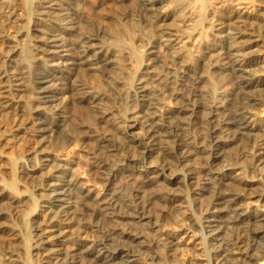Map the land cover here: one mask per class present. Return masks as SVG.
Listing matches in <instances>:
<instances>
[{
	"label": "bare ground",
	"instance_id": "1",
	"mask_svg": "<svg viewBox=\"0 0 264 264\" xmlns=\"http://www.w3.org/2000/svg\"><path fill=\"white\" fill-rule=\"evenodd\" d=\"M36 1L35 14L39 15L37 17L39 23L36 22L32 28L34 33L38 32L37 35H33L34 40L38 43L36 61L43 60L45 66L52 63V66L62 68H58L56 71L45 68L34 71L31 68L32 71L25 72L27 69L15 71L13 68L10 70L3 65L5 68L0 70V95L2 98L0 109L15 112L17 121L15 123L13 121L11 127L13 131L17 132L28 133L29 126L27 125L33 121H29L33 115L36 119L34 124L32 122L34 136L38 137L40 147L53 142L55 138L62 140V143L63 141L71 143L73 140L83 143L82 135L81 137L78 136L80 138H75L74 135L63 131L69 117L65 98L69 99L68 95L72 94L74 98L72 100L81 105L85 104L93 114L97 126L99 125L104 129L102 132L99 126L97 127L102 132L99 134L101 137L98 142L96 141L98 146L90 149L87 153L97 161L98 175L96 179L107 183L104 193L95 196L90 189L85 190L78 183L73 173H67L68 167L57 163L52 158L53 155L50 156L46 153L47 151H44L46 146L36 150L39 168L48 170V174L38 187L45 196L46 207L43 210L45 218L41 222L36 220L32 227V231H34L33 248L36 250L34 254L38 255L41 263L80 264L81 261L78 260L80 255L77 257V254L82 252L81 260L83 259V261L81 264L83 262L85 264H97L99 260L102 261V264H162L158 260L156 254L158 249L155 251L154 244H142L146 249L145 253H140L139 250L135 252L137 248L134 249L130 245L132 242L137 244L139 239L145 236L142 231H134L133 233L128 231L126 225L128 227V224L130 226L134 221L137 223L145 221L146 224L148 223L147 227L150 226L149 228L158 227L159 231L157 230V232L159 233L155 241H158L157 238L160 239L165 256L173 259L180 250V241L177 240V235L168 234L161 230L164 227L161 228L162 224L158 221L159 219L154 221L150 210L152 197L148 198L145 195V198L143 196L145 187L156 184L158 179L165 180L163 178L168 172L174 174V172L176 173L175 170H178L177 167L181 169V166L185 167L183 179H186L188 184H192L206 171L209 172L214 169L219 161L229 156V154L225 155V151L228 152L225 150L226 148L232 149L236 146V156H229L232 159L228 170L233 172L236 169H241L242 166H246L255 176V179H237V184L231 183L229 185L228 182H225V177L227 178L229 174L222 177L218 176L217 189L207 204L204 203L200 206L205 211L202 212L211 214L206 218V227L211 230L210 243L214 259L213 264H264V211L257 209L258 207L255 210L250 208L255 201L264 200V188L259 192L252 189V185L258 181L264 184V127L258 123H252L251 119L252 110L264 107V97H260L264 95V76L255 78L258 71L256 72L254 67L258 63V59L254 58L255 53L252 51V47L258 42L252 34L258 27V23L255 28L252 26L254 22H250V19L236 10L220 15L221 19L217 20L215 25V30L219 32V38L206 46L204 45L201 54L202 61L206 60L207 62L204 61V63H208L214 73L218 72V75L223 76L219 77L223 78L222 87L226 86L224 92H221L222 94L212 97L209 103L207 102L208 104H203L201 101L205 98L198 101L197 97L200 96V84L204 75L193 70L191 63L188 64L180 60L181 53L174 45L176 39L170 37H173L174 33L168 31L169 28L165 23L171 14L160 12L156 6L161 5L165 0H133V9L128 8L129 10L124 14L123 19H128L131 16L133 19L139 17L138 20L148 19L152 22V26L157 28L158 33H156L157 37L150 43L149 49L147 48L149 51H147V55L152 56L145 59L148 62L146 61L147 63L141 70L142 77L136 80L133 88L126 92L123 81L113 78V90L121 96L126 94L125 106L123 107L126 108V115L115 122V120L111 121V118L116 116L115 111L118 108H110L104 104L103 100L106 95L90 90L83 78L87 73L96 72L111 78L120 74L114 48L105 45V41L113 36L101 26L92 25L80 33L81 39L79 38L80 40L74 44V47L70 48L67 41L59 37L58 31L61 26H50L51 29H48L50 31L46 33L43 29L45 22H40L41 16L51 15L55 9H58L56 8L57 5L59 7L61 5L58 4L57 0ZM188 5L187 2H182L177 7L178 10L183 9L184 11ZM8 13L10 14V11ZM11 15L12 18L15 17L16 12ZM63 16L62 21H65L70 30L77 31L78 28L80 30L81 26L79 25L82 24L79 20L80 17ZM42 20L45 21L46 18ZM56 20L58 19L56 18ZM259 20L262 21L259 24H261V28L263 27L261 32L263 38H261L264 42V13L259 15ZM115 31L112 28L111 32L115 33ZM41 34L43 37H40ZM245 37L249 39L245 40ZM14 52V49H10V53H6V57L9 58ZM158 62L165 64L166 68L164 70L162 67L159 70V67L156 69ZM244 74H248L249 77L242 76ZM25 79L30 81L28 82L31 86L27 84V87H32L30 91L34 95V108L31 109L33 114L31 113L30 117L25 113V109L21 108L23 106L18 105L19 96L22 97L21 93L27 91V87H24V83H22L26 81ZM16 82H18L19 88L14 89L17 92L15 94L12 92L11 86ZM59 84H64V87H59ZM204 94L202 95L204 96ZM166 97L177 100L178 105L173 109H163L161 100L166 99ZM203 111L209 117L207 121L196 128L188 129L194 123L192 121L187 122L188 119L185 122L183 119L186 116L195 117ZM215 116H220V118L213 121ZM195 124L194 126H196ZM108 126L124 129L122 136L126 139L124 147L120 146L123 143H118V145L113 141L117 135H114L115 132L112 134L113 131L111 129L109 131ZM187 126L188 130L186 129ZM137 128L140 132H136ZM118 130L121 132V129ZM154 145L157 146L153 148ZM154 151L159 154L157 162L150 159ZM111 157L114 158L112 161L109 159ZM141 162L147 165L142 164L144 167L139 169L140 179L135 178L131 171L125 172L130 163L138 164ZM239 162H243L245 166H241ZM32 171L34 172L35 169ZM62 174L65 176L60 178ZM120 174L123 176L124 183L121 185L119 183V186L114 185L113 181ZM178 182H180L179 175L175 174L169 184H177ZM166 186L168 187V183ZM168 188L171 190V187ZM168 192L163 194V199L168 207L162 210V216L169 211L172 212L170 208L175 207L174 204L180 201L181 196L172 191V193ZM246 197L251 200L248 201V206L245 208L242 206V201ZM12 208L14 207L12 206ZM14 213L16 210L12 212V215ZM2 216L4 215L0 213V219ZM190 218L186 219L192 221ZM162 219H166V217H162ZM187 224L189 227L180 229L181 232L189 230L194 235V223ZM251 226L254 228L251 229ZM198 241L193 240L190 246L196 248L199 245ZM181 249L185 250V248ZM193 250H200V248ZM144 254L146 256H143ZM4 255L5 264H18L8 248L5 249ZM176 257L178 256L176 255Z\"/></svg>",
	"mask_w": 264,
	"mask_h": 264
},
{
	"label": "rangeland",
	"instance_id": "2",
	"mask_svg": "<svg viewBox=\"0 0 264 264\" xmlns=\"http://www.w3.org/2000/svg\"><path fill=\"white\" fill-rule=\"evenodd\" d=\"M68 1L57 0L58 4H60L61 6L59 7V5H57L56 8H58L59 10L55 9L51 15L55 16L58 20H56V18L53 16L52 18L51 15H45L41 17L42 19L46 18L47 22L46 20L44 21L42 19L40 20V22L42 23L45 22L43 23V25L45 24L43 29H45L46 33L50 31L48 29H51V27L61 26L58 31L59 37L67 41L68 47L70 48H73L74 44L81 39L80 33L84 32L85 29L92 27V25L101 26L102 28L110 32V34L113 37H110L111 39L105 41V45L114 48L113 51L117 55L116 61H117V66L119 65L118 67L120 74L119 75L117 74L116 77L112 76L111 78L108 76H103L100 73L96 72L92 74L87 73V75L85 74L83 78L87 86L90 88V90L95 92H102L106 95L105 99L103 100L104 104H106L110 108H114V109L118 108L115 111L116 116L111 118V121L115 120L116 122V120H119L120 117L126 115V110H125L126 108H123L125 106L126 94H124V96H121L120 94H118L113 90V85H112L113 78H116L121 82L123 81L124 89L126 90V92H129L133 88V85L135 84L136 80L139 77H142L141 70L143 69L144 65L148 62L145 59H147L149 56L150 57L152 56V55H147V53L149 52L148 49L150 43L154 40V38L157 37L156 35V33H158L157 28H154L152 26L153 24H151L152 22H150V20L148 19L138 20L139 17L133 19V16L128 17V19H123L124 14L129 9L130 10L133 9V0L132 1L131 0H121V1L120 0H71V1L68 0ZM182 2H187L189 5L187 8H184L185 9L184 11L183 9H181L182 11L181 12L180 10H178L177 5ZM36 4H37L36 0H0V67L2 66V68L0 69L1 71L2 69L5 68V66L6 68H10V70L13 68L15 71L16 70L25 71L27 69L25 72L30 70L32 71V69L34 71H40L43 70L44 68L47 70L56 71L58 68H62V67L52 66L51 65L52 63L48 64L49 66H45L44 64L45 61L43 60L36 61V57L38 54L36 46H38V43L36 42V40H34L33 35L34 34L37 35L38 32L34 33L32 31V28L34 27L35 23L36 22L39 23L37 19L39 15L35 14L36 13L35 10L37 9ZM156 6H158L157 8L159 9L160 12L171 14V17L168 18L167 21H165V23L167 24L166 25L167 28H169L168 31H171L170 33H174L173 34L174 36L173 37L170 36V37L176 39L174 45H176L175 47H177V49L181 53L180 60L183 62L185 61V63L187 62L188 64L191 63L193 70L195 71L197 70L199 71V73L204 75L203 81L200 84L201 85L200 96L197 97L198 101H201L203 98H205L201 102L203 104H206L207 102L209 103L212 97L219 96L224 92L223 90L225 89L226 85L222 87L223 78H220L223 76H220L221 74L218 75L219 74L218 72L214 73V71L208 66V63L206 64L207 62L206 60L202 61L201 53L207 44H210L214 40H218L219 32L215 30V25L218 22L217 20L221 19L220 15L227 14L231 10H236L240 13H243L248 19H250V22H254L252 23V26H255V28H256V24L258 23L257 25L258 27L256 28L255 32L253 31L252 33L254 35V38L257 39L258 41L252 47V51L253 53H255L254 58L258 59V63H256L257 67L256 66L254 67L255 71L256 72L258 71L256 74L257 76L255 78H260L261 76H264V42L262 39L263 36L261 35L263 27L261 28V24H259L260 22H262L261 20H259V15H261V13L262 14L264 13V0L263 1L261 0H202V1L201 0H165L161 5H156ZM8 11H10V14L8 13ZM11 11L16 12L15 17L13 18L11 15L13 12ZM176 12H178L180 17L181 16L182 17L180 18L178 14H176ZM55 14L57 15L59 14V15L57 16ZM61 15L62 16L64 15L63 17H69V16L76 18L80 17L79 20H81L82 23L79 25L81 26L80 30L79 28L77 31L70 30L67 24L65 23V21H62ZM204 15L206 16V18ZM112 28L113 31L116 30L115 33L111 32ZM41 36L42 34L40 35V37ZM245 38H244L245 40L249 39L248 37ZM10 49L11 50L14 49L15 52L9 57L10 58L9 59L8 56L6 57V55L10 53ZM204 61L206 62L204 63ZM34 63L35 64L37 63V65H34ZM156 64H157L156 69L159 67L158 70L161 69V67L162 70L166 68V65L161 62H158ZM242 76L249 77L248 74L247 75L244 74ZM26 81L28 82L29 80L27 79ZM26 81L22 82L24 83L23 84L24 87L25 86L27 87V84L28 85L30 84L29 83L30 81L28 83ZM17 84L18 82H16V84H12L11 86V90L13 89L12 92L13 93L15 92V94L17 93L15 90L17 89V87L19 88ZM63 85L64 84H59V87H64ZM29 86H31V84ZM28 88L30 87L26 88L27 91L24 92L25 94L21 93L22 97L19 96L20 101L18 102V105L23 106L21 108H24L25 113H27L28 116L30 117L32 113L31 109L34 108L33 107L34 95L32 94L33 92L30 91L32 87L29 90ZM204 93H206L207 95ZM202 94H204V96ZM68 96L69 99L65 98V102L68 107L69 117L67 123L65 124L66 126H64L65 128H63V131H65V133L72 134V136L74 135L75 138H80L82 135L83 138L81 139L82 140L84 139L83 143L82 141L80 142L78 140H76L77 142L76 141L74 142L73 140L71 143H65L64 141L62 143V140L60 141L57 138H55L56 141L53 139V142L51 141L52 143L49 142L43 145V147L46 146L44 148V151L45 152L47 151L46 153H48L50 156L53 155L52 158H54L57 163L59 164L61 163L64 166L68 167L69 171H67V173L70 174L73 173L74 178L77 179L78 183L85 190L90 189L93 195L100 196L104 193L105 189L107 188L106 187L107 183L105 184V182L103 181L101 182L100 180L96 179V176L98 175L97 161L94 159L92 155H90L87 152H89L90 149H93L98 146L97 142L101 137L99 136V134L102 133L104 129L98 125L99 128L102 130L101 132V130L97 128L98 126L96 124V121L94 120L93 114L91 113V111H89L88 107L85 104L81 105L76 101H73L74 98L72 94ZM260 97L262 98L264 97V95H261ZM167 98L168 97H166V99L163 98L161 100V105L163 103L162 105L163 109L164 108L173 109L176 105H178L177 100H172L170 98L168 99ZM0 100L2 101L1 95H0ZM162 108L160 107V109ZM261 108L262 109L259 108L257 110L255 109L254 111L252 110L253 114L251 115V119H252V123H258L261 127H264V107L262 106ZM0 110H1L0 111V213L4 215L0 219V264L6 263L5 260L6 256L4 255V251L6 248H8V250L12 252L13 258H15V260L18 261L17 262L18 264H42L38 255L34 254L36 253V250H34L33 248L34 231H32V227L35 225L36 220L41 222L45 218L43 213L44 212L43 210L46 207V203L44 200L45 196L44 194H42L43 191L38 189V187H40L45 176L48 174V170L39 168L36 160V158H38V155L36 157V150H40L41 148H43L39 146L38 137H36V135L34 136L33 124L34 121H36V119L34 118L33 115H31V117L33 118H29V121L33 120L32 121L33 124L30 121L31 123L27 125L29 126V130H28L29 134L23 133L22 131L17 132V131H13L12 130L13 128L11 127L13 121L14 123L17 121V119H15L16 118L15 112L14 111L9 112L8 110H3L2 108ZM205 114H206L205 111H203V113L199 112L195 117L186 116L187 118L185 117L183 119L185 122L187 121L186 119H188L187 122L192 121L194 124L199 123V124H195L196 126H194L193 124L189 126V128L187 126L186 129L187 128L190 129L191 127L196 128L199 125H203L205 121H207V119L209 118ZM219 118L220 116H215L213 118V121L215 120L217 121ZM108 128L109 131L110 129L111 131H113L112 134L115 132L114 135H117L113 138V141H115L117 144L123 143L120 146L124 147L126 144V139L122 137L124 133V129L121 127L116 128L114 126H108ZM116 129L117 130L121 129V132L120 130L116 132L117 131ZM136 132H140L139 128L136 129ZM14 134H19V135L14 136ZM82 144L84 145L82 146ZM156 146L157 145H154L153 148H155ZM235 148L236 146L232 147V149L226 148L225 150H228V152L225 151L226 152V153L224 152L225 155L227 156L229 154L230 157L236 156L235 153L237 152ZM158 155L159 154H157L154 151L152 153V156L150 157L151 161L154 160L157 162L159 160ZM229 156L223 158L225 160L222 159L221 161H219V164L215 166L214 169H212L209 172L206 171L205 172L206 175L204 174L205 176L201 175L202 178L200 177L192 184H188L186 182V179L185 180L183 179V174H184L183 170L185 169V167L181 166V169L179 167H177L178 170H175L176 168L174 169L176 171V173L174 172V174L173 172H168L163 178L165 180L162 181L161 179H158V182L156 183L157 185L150 184L145 187L144 189L145 191H143L144 194L143 193L142 194L144 197L145 195L146 197L148 196V198L152 197L151 200L153 205L151 203L152 206L150 205L151 208L150 210L154 217V221H157L159 219L158 221L161 222L162 224L161 228L164 227L161 230L166 231L168 234L177 235V240L180 241V248H179L180 250H178V253H176L178 257H176V255L175 257H173V259L172 257L169 258L166 257L164 253V249H162L161 246L162 245L161 240L157 238L159 242L155 241L156 236L158 237V233H159L157 232V230L159 231L158 227L149 228L150 226L147 227L148 223L146 224L145 221L141 223L139 222L140 224L134 221L132 222V224L136 222V224L133 225L134 228L132 224H130V226L128 224V227L126 225L128 231H131L132 233L134 231H140V232L142 231L145 233V236L147 235L146 237L144 236V238L139 239L138 242L139 244L137 243L138 246L136 243L133 242L132 244L130 243V245H132V248L134 249L137 248L135 252L139 250L140 253L141 252L145 253L146 249L142 244L152 243V245L154 244L153 246L155 248V251L156 249H158L156 251V254L158 256L159 262L162 264H190V263L213 264L214 259L212 257V253H211L212 246L210 243L211 230L210 228L206 227L207 224L206 218L207 216H211V214H205L204 209L200 206L201 204L204 205V203L207 204V202L210 200L211 196L213 195V192L215 191V189H217V185L219 182L218 178L222 177L223 175L229 174L227 178L225 177V182L226 183L228 182L227 184L229 185L231 183L233 185L237 184L238 182L237 179H253V178L255 179V176H253L252 172L248 168H246L243 162H239V163L241 164V166L244 165L245 167L240 166L241 169H236L233 172L229 171L228 167H230V161L232 159ZM111 158L109 159L112 161L114 158L113 157ZM138 164L130 163L128 165L129 167L128 168L126 167L125 172L127 173L131 171L132 173H134L133 175L135 178L140 179L141 173L139 169H141V167H144L143 166L144 164L145 166L147 164L142 162ZM32 169H35V171L33 172ZM29 174L31 177L28 176ZM175 174L179 175L180 182H178L177 184H173V183L169 184V182L174 178ZM152 175L156 176L155 174ZM64 176L65 175L62 174L60 178ZM117 178L113 181V184L115 183L114 185L119 186V183L120 185L124 183V179L123 176H121V174L118 175ZM119 179H121L122 181ZM167 183H168V187H171V190H169V188L166 186ZM261 183L262 182L260 181L254 183L252 185L253 186L252 189L253 190L255 189V191L259 192L262 188H264V184ZM167 191L169 192L172 191L175 194L177 193L181 197H180V201L174 204L175 207L170 208L172 212L169 211L168 212L169 214L163 213L164 216H162V210H165L168 207L166 206L167 204L163 199V194L165 195ZM13 200L14 201L16 200L15 203ZM250 200L251 199H248L247 197L243 198L242 202L244 204L241 202L242 206L246 208V206H248L247 203L248 201L250 202ZM263 201H258V202L255 201L250 208L252 210H255L256 207H258L257 209H261L264 211ZM12 206L14 208H12ZM15 210L17 214L14 213V215L16 214L14 216L12 215V212L13 211L15 212ZM162 217L164 218L166 217V219H162ZM185 217L186 218L191 217L190 219L192 221L187 220ZM161 219L163 220V222ZM187 223L189 224L194 223L193 227L196 235L195 234L192 235L193 233L189 232V230L188 231L184 230V232L183 231L181 232L180 229L182 228L187 229L189 227ZM203 225L205 226L203 227ZM252 228H254V226H251V229ZM147 232H149L150 234L149 233L146 234ZM194 238L196 239V241L199 240L198 241L199 245L196 248H200V250H193L196 248H192L190 246L193 240H195ZM157 244L159 248L156 247ZM181 248H185V250L186 249L187 250L185 251ZM199 252L200 254H198ZM81 254L82 252L77 254V257L80 255V257H78L79 258L78 260L81 261L80 264L83 261V259L81 260ZM196 255L198 258L196 257ZM143 256L146 255L144 254ZM83 264H85V262H83ZM97 264H102V261L101 260L97 261Z\"/></svg>",
	"mask_w": 264,
	"mask_h": 264
}]
</instances>
